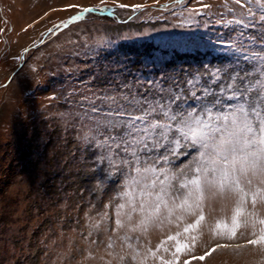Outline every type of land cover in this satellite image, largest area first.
Wrapping results in <instances>:
<instances>
[{"label":"rangeland","instance_id":"obj_1","mask_svg":"<svg viewBox=\"0 0 264 264\" xmlns=\"http://www.w3.org/2000/svg\"><path fill=\"white\" fill-rule=\"evenodd\" d=\"M239 7L234 0H0V264H264V244H247L264 228V203L244 205L234 239L239 197L231 194H206L204 220L188 232L200 209L155 220L146 206L129 220L128 201L143 199L134 173L102 163V149L86 139L89 109L105 93L128 85L141 94L163 75L206 78L230 59L235 67L230 45L240 26L229 23L228 9ZM177 151L151 156L164 170L156 175L183 199L193 186L179 183L195 175L199 153ZM178 243L191 251H177ZM217 244L228 247L192 259Z\"/></svg>","mask_w":264,"mask_h":264},{"label":"snow or ice","instance_id":"obj_2","mask_svg":"<svg viewBox=\"0 0 264 264\" xmlns=\"http://www.w3.org/2000/svg\"><path fill=\"white\" fill-rule=\"evenodd\" d=\"M234 5L240 7L229 8L228 12L233 15L229 23L240 26L237 41L230 45L235 67H231L230 59L229 67L216 68L206 78L199 74L184 79L179 74L163 75L148 80V87L141 94L133 93L130 86L124 85L128 91L119 95L105 93L98 97L101 106L93 102L89 109L94 115L88 117L91 127L86 139L102 149L100 161H106L117 171L127 167L130 174L134 173L132 183L139 185L143 199L138 203L128 201L129 211L124 215L129 220L133 219V213L144 212L146 206L152 208L155 220L165 212L167 219L177 210L195 214L194 208L200 209L201 214L184 228L188 232L204 220L202 205L206 194L212 197L231 194L239 197L229 230V238L234 239L244 205L250 202L255 208L257 203H264V0H246V4L234 0ZM248 29H255V34L246 35ZM241 64L249 65L250 70ZM160 148L171 155H178V148H192L199 153L193 170L195 175L190 179L185 176L179 183L180 189L193 186L183 199L172 190L173 185H165L156 175L164 170L155 167L157 161H153L151 153ZM159 159L167 160L168 156ZM124 207V204L117 205L118 209ZM259 223L264 225V219ZM116 224L124 227L122 220L117 219ZM168 239L174 240L176 236ZM247 244H264V228L255 239H248ZM182 247L191 251L179 243L177 251ZM221 247L228 245L217 244L192 259L204 260ZM160 259L163 261V257ZM163 264H173V261H163Z\"/></svg>","mask_w":264,"mask_h":264}]
</instances>
